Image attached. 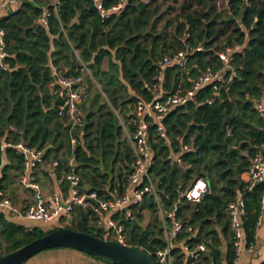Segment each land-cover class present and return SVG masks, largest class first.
Masks as SVG:
<instances>
[{"label":"trees","instance_id":"16d2710c","mask_svg":"<svg viewBox=\"0 0 264 264\" xmlns=\"http://www.w3.org/2000/svg\"><path fill=\"white\" fill-rule=\"evenodd\" d=\"M118 1L102 0V4L108 8ZM122 1L120 12L104 18L94 0H56V12L51 0H26L0 18L9 54V68L0 69V189L12 179L10 172L16 176L24 163L17 149L1 146L2 138L12 143L23 141L30 147L50 145L43 162L57 159L58 172L67 166L71 154L68 134L49 87L55 80L54 69L64 75H78L82 62L99 85L95 88L88 79L82 145L73 153L82 185L108 197L105 186L115 194L123 191L132 161L131 148L122 137L114 110L127 120L138 99L152 97L157 88L156 60L164 54L191 49L185 70L168 67L164 71L162 85L171 92L178 87L189 88L206 66H220L218 52L239 45L231 55L237 77L229 89H221L216 102L208 104L206 98L212 87L205 85L196 92L194 101L171 110L164 118L169 143L156 136L155 125H151L150 135L153 158L149 174L165 210L195 177L206 178L208 189L203 198L182 203L176 213L190 230L179 239L184 238L190 246L202 242L207 247L194 264H231V243L223 257L214 219L217 224L227 219L228 203L241 194L246 210L243 234L246 244L253 242L264 193L262 182L248 191L238 179L248 168L249 158L256 154L254 147L263 146L264 155L262 122L253 107L264 89V0H170L171 4H167L169 0ZM45 9L50 14L47 25H42L37 19ZM198 45H203L201 51L196 50ZM182 143L190 144L189 151L182 155L185 165L171 164L167 153L178 150ZM222 144L226 145V162L222 161ZM40 168L39 163L33 169L35 175ZM63 185L68 186L66 182ZM131 208L134 220H125L120 214L113 218L124 224L125 243L143 249L154 259L155 250L165 245L158 202L145 194L142 202ZM146 209L151 219L143 226L142 211ZM71 216L64 227L101 237V229L92 224L94 217L89 211L75 207ZM57 227H25L1 216L0 236L7 244L4 253ZM228 229L227 220L223 232ZM173 255V264L190 262L180 245L173 248Z\"/></svg>","mask_w":264,"mask_h":264},{"label":"built area","instance_id":"2783aa9c","mask_svg":"<svg viewBox=\"0 0 264 264\" xmlns=\"http://www.w3.org/2000/svg\"><path fill=\"white\" fill-rule=\"evenodd\" d=\"M14 0H0V6H8ZM144 3H149L152 0H141ZM94 3L102 18L109 16L111 13L121 11L124 1L120 0L117 3L106 8L102 4V0H94ZM53 11L56 12V0H51ZM50 12L45 9L43 14L37 19L38 23L47 25V17ZM239 45L235 47H225V50L218 52L221 64L219 67L208 65L205 69L192 80L189 88L183 89L178 87L175 91H166L162 85L164 71L168 67H177L180 70H185L188 64V58L191 53L190 48L179 50L172 54H164L156 60L157 66V88L152 92L150 99H138L128 112V118L121 123L124 138L129 143L132 151V161L129 163V171L127 180L122 192L115 194L110 191L109 187H105V191L109 196L100 195L95 190L83 188L81 175L77 168L73 150L77 146L82 145L81 136L86 125L85 115L82 111L81 104L88 99L87 85L84 82V74H89L90 70L81 62V72L78 75H64L59 71L53 70L55 80L50 83L49 87L53 92L56 100L57 115L63 120L67 130L69 146L71 154L67 157V166L58 172L59 161H52L53 170L57 171V180L60 183L68 184V194L65 196L54 195L47 198L40 192L39 183L34 168L42 162L46 148L30 147L23 141L12 143L1 139L3 148L11 146L17 149L24 158V164L28 167L29 173L20 177V182L28 184V186L36 191L32 202L27 205H16L2 189H0V208L8 214L16 215L17 217L30 221H40L50 223L51 221L62 218L63 223L67 224L66 220L72 214L75 207H80L83 210L89 211L92 216H95L96 228L101 229V237L104 240H114L122 244L125 243L124 224L113 218V215L120 214L125 220H134L133 205L142 202L145 194L152 195L158 202L157 214L161 222L162 236L165 245L158 248L154 252V261L156 264H173L174 255L173 248L177 245L182 247V250L187 253L190 262H194L199 258L200 254L207 251L204 243H196L190 246L185 242V239H179L183 233H187L185 229L184 219L177 218L176 213L179 206L184 202L196 203L199 202L207 192L208 184L206 178L197 176L191 184L181 192L178 200L174 201L172 207L165 210L159 203L158 191L156 184L149 174V167L152 163L153 148L150 140L151 125H155V134L163 140L164 143H169L164 118L176 106L187 104L189 101H194L196 92L205 85L212 87V93L206 98V103L213 104L219 98L221 89L227 91L230 83L237 77V70L232 64L231 55L239 49ZM203 45L196 47L197 51H201ZM8 52L5 44V31L0 28V69L7 70L9 63L7 62ZM253 107L258 117L262 122V130L264 132V89L261 97L255 100ZM190 144L182 143L176 151L170 150L167 153L166 159L171 164L180 166L185 165L182 160V155L189 151ZM246 181L245 190H252L257 184L264 181V155L256 153L249 158V166L245 170ZM264 201V193L261 196V202ZM225 214L228 219L229 228L231 231V246H232V262L237 264L242 253H252L253 244H246L243 234V217L246 214L245 203L241 194L228 203ZM188 237H191L189 234ZM84 264H92L91 261H86Z\"/></svg>","mask_w":264,"mask_h":264},{"label":"crops","instance_id":"0c3cea01","mask_svg":"<svg viewBox=\"0 0 264 264\" xmlns=\"http://www.w3.org/2000/svg\"><path fill=\"white\" fill-rule=\"evenodd\" d=\"M24 1L26 0H14L8 6H3V7L0 6V18L16 10L20 6V4ZM83 103L81 104V108H82V105H84ZM52 161L45 164L42 160V162H40L41 168L38 170L36 174V178H37V181L39 183V188H40L39 190L47 198H51L54 195L65 196L69 192L68 188L64 187L63 183H60L57 180V171L53 170ZM45 171H47L48 174H45ZM27 173H29V169L28 167L26 168L25 164L23 163V169L21 172H18V174L15 176L16 179L14 181H12L13 179H10L9 181H7L6 187L3 189L4 193L16 205H27L30 202H32L35 197L36 191L31 189L27 183L24 184L20 182V177ZM238 179H239V183L245 185V181H246L245 171L239 175ZM9 182H13L11 183L12 185ZM262 183L264 184V181ZM83 188L87 189V186L84 185ZM146 210H143L142 214H145ZM1 216L4 217L8 221H11L16 224H22L25 227H30V226L35 225L34 221L21 219L17 217L16 215L6 213L4 210L0 208V217ZM93 217L94 218H92L90 221L96 227V223H95L96 217L95 216ZM71 219H72L71 215L67 217V220H66L67 224L65 225H60L59 223H63L62 222L63 219L58 218V219L51 221L50 223H43L41 226L44 229L49 228L51 226H55V225H57L58 227H61V226L64 227L70 223ZM227 220L228 219L224 217L217 224L214 219L215 229L217 230L219 237H220V241H221L219 249L222 252L223 257L226 255L227 245L231 243L230 228L226 232H223V227L225 226V223ZM146 224L147 223H145V225ZM185 229L186 231H188L187 233L190 232L189 228L185 227ZM251 243L253 244V252L252 253H242L237 264H264V201L261 202V214H260V218L256 225L254 241ZM49 250H54V251H46V252H49L47 253V255L43 256L41 259L38 258L28 264H84L86 261H91L92 264H104L102 263L103 261L91 258L79 250H75L71 248H64V247H60V249L51 248Z\"/></svg>","mask_w":264,"mask_h":264},{"label":"water","instance_id":"95a60500","mask_svg":"<svg viewBox=\"0 0 264 264\" xmlns=\"http://www.w3.org/2000/svg\"><path fill=\"white\" fill-rule=\"evenodd\" d=\"M244 6L245 3L242 10ZM222 147L224 152L222 161L226 162V145L222 144ZM49 148L50 146L46 151ZM262 148L263 146L254 147L256 153H261ZM60 247L79 250L90 257L102 259L106 264H156L154 259L139 247L104 240L85 231L68 227H57L13 251L0 254V264H23L40 251Z\"/></svg>","mask_w":264,"mask_h":264},{"label":"rangeland","instance_id":"374dc122","mask_svg":"<svg viewBox=\"0 0 264 264\" xmlns=\"http://www.w3.org/2000/svg\"><path fill=\"white\" fill-rule=\"evenodd\" d=\"M172 1H168L167 4H171ZM220 2L217 3L218 7L220 6L219 5ZM77 54V52H76ZM106 64L107 62L105 61L104 64H103V67L105 68L106 67ZM92 84H94L95 88L99 89V85L92 79L91 77V73L89 72V74H84V82L85 84L87 85L88 89L90 87V81ZM91 88H90V91H89V96L91 94ZM82 111L85 115V112H86V106L82 105ZM116 115H117V118H118V122L121 124L122 122H125V118L123 116V114H120L117 110H114ZM122 137H124V134L122 135ZM10 175L12 176L11 178L13 179L12 181H14L16 179L15 176H13V172H10ZM10 184L13 183V182H9ZM87 184V183H86ZM12 185V184H11ZM142 220H141V223L142 225H145V223H149L150 219H151V213L149 211H145V214H142ZM158 215V214H157ZM159 217V216H158ZM35 222V225L36 226H41L43 224V222H40V221H34ZM57 225L55 226H51L49 228H46L45 230L47 229H51L52 227H56ZM7 249V244L1 239L0 237V253H4V251ZM54 249V248H52ZM60 249V248H59ZM46 251H54V250H43V251H40L38 252L37 254L33 255L31 258H29L26 262H24L23 264H28V263H31L32 261L36 260V259H41L43 256L47 255V253L49 252H46ZM104 264H106L105 262H102Z\"/></svg>","mask_w":264,"mask_h":264}]
</instances>
